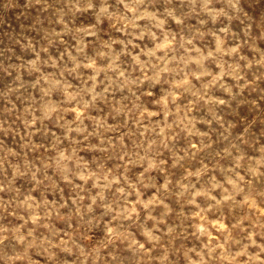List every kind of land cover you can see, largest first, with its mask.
I'll return each mask as SVG.
<instances>
[{"label": "clouds", "instance_id": "9594fccd", "mask_svg": "<svg viewBox=\"0 0 264 264\" xmlns=\"http://www.w3.org/2000/svg\"><path fill=\"white\" fill-rule=\"evenodd\" d=\"M0 264H264V0H0Z\"/></svg>", "mask_w": 264, "mask_h": 264}]
</instances>
